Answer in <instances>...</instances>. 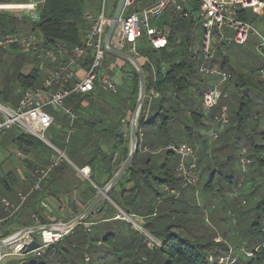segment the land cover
I'll use <instances>...</instances> for the list:
<instances>
[{
  "label": "trees",
  "instance_id": "1",
  "mask_svg": "<svg viewBox=\"0 0 264 264\" xmlns=\"http://www.w3.org/2000/svg\"><path fill=\"white\" fill-rule=\"evenodd\" d=\"M186 8L190 16L187 19L174 16L172 23L174 33L170 34L169 32L167 37L168 45L165 48L159 50L151 48L147 54L140 51L141 56L147 57L148 61L140 65L144 74L145 97L137 120L136 139L139 144L130 166L113 185L108 194V199L127 215H138L141 218L143 217L144 220L146 217H150L152 221L143 222V231H139L133 228L131 223L115 219L114 213L117 212V209L107 203V200H103L93 210V213L104 212L106 218L102 220L103 222L90 223L88 227L85 225L88 223V215L58 241L43 249L40 256L28 254L23 259H12L15 264H86V258H89V264H219L217 263L218 257L225 256L229 250L233 253L232 258L235 257L236 259L235 264H260L264 262V248H259L256 251V248H254L250 251L240 244L237 246V252H235L236 250L232 249L227 244L228 242L221 237L220 240L216 241L217 237L214 240L207 236V229L200 225L198 216L193 212L185 210L182 205L183 200L181 197H183V190L179 179L175 176V168L179 158L177 157L173 166H169L170 158L176 155L168 148L170 145L198 141L202 145V148H204L203 153L205 152V155L208 153L206 140L202 139L201 134V131L206 128V116L200 109V101L203 91L212 83V79L209 80L210 83L208 81L203 84V79L201 78L203 74L198 70L202 60L190 53L188 48L191 45L190 39L185 32L186 21H189V27L198 22L194 18V14L199 10V3L196 1L191 9L187 5ZM38 14L39 18L36 21H31L26 16L18 18L11 14H0V24L2 25L3 22L7 21L10 25L8 29L1 28L0 36L7 33H16L15 30L19 27L18 23L24 22L25 24L19 27V29L25 34L39 35L43 47L60 43L69 50L71 47L83 42L85 30L89 24L85 19L82 0H46L45 4L39 8ZM239 18L245 19L242 14L239 15ZM177 33L182 34L180 36V43L176 40L178 39ZM176 43L179 45H176ZM223 44H216L212 48L214 54L208 65H216L221 70L230 74V78L221 88L223 96L220 98L219 104L226 106L232 104V106H228L227 108L232 114V120L234 119L237 123L235 127L227 128L224 134H227L231 129H235L236 132L233 133V140L230 146L239 150L241 147L246 148V159L249 161V164L253 163L257 169V167L264 165V131L257 128L264 114V107H255L256 105L264 104V80L259 77L261 71H264V66L243 74L235 73L229 65L227 56H224L223 53H216V50L219 51L220 46ZM17 47L14 46L13 48L16 49ZM262 52L264 54V48H262ZM106 56L113 55L107 53ZM135 59L138 60V58ZM90 62L91 59L88 58L83 62L82 66L87 67ZM234 75L233 89L235 93L232 96V103H230L224 94L227 92L228 84L232 81ZM129 76L132 84L127 106L132 114L138 96L139 76L133 67H131ZM16 81L20 89L23 90L39 86L41 80L38 68L32 69L27 75L22 73L17 74ZM94 92L95 90L86 94L89 104L90 102H95L94 94H92ZM0 94L4 98H7L6 89L0 90ZM154 94H156L155 97H153ZM20 97L21 95H19V99ZM69 98V108L78 117V120L73 123L74 125H78L80 132V136L76 135L72 140L71 145L75 149L72 150L79 151L87 157L89 153H86V150L93 148L91 151L93 157L91 156L90 160H88L91 162V165L85 162L90 166L89 180L94 186L87 183V186L79 193L82 200L78 198L82 204L86 203L89 205L96 196L95 186L103 187L106 185L117 172L122 162L126 160L129 148V135L127 133L124 136L121 132V121L115 124L110 122L108 125L106 123V127L96 129L95 126L104 122V119L98 116L99 118L92 122L83 120V113L81 111L85 109L81 107V102L84 99V95L75 94ZM98 110L102 111V109ZM216 110L218 112L219 106L216 107ZM67 118V114L64 113L61 119L62 122H65ZM144 128H146V133L143 132ZM49 129H51V126ZM49 129L47 133L50 132ZM87 129H89L91 134L93 132L94 136L88 137ZM146 134L148 136V145H143L142 139ZM103 135H108L106 139L110 142L108 145L109 152L104 151L102 148L103 145H106L103 143L104 139L101 140ZM68 140L59 149L66 150L69 148L70 141ZM13 142L25 156L35 150L39 143L43 144L38 138L22 132L13 138ZM140 144L145 146L149 152L141 153L139 149ZM53 145L56 146L54 143ZM203 153L202 155L205 156ZM243 154H240V158L241 156L243 157ZM161 156L163 159L158 163L157 159ZM102 164H106V166L103 165V168L99 169ZM214 164L217 166L215 162ZM198 165H200L199 162ZM27 167L32 168L30 163ZM81 167L79 165V168ZM215 170L209 176V180L206 183L207 188L208 183L214 178ZM97 171L100 173H96ZM98 174L103 178L97 181L95 177ZM5 176L0 179V194H3V191L6 194L12 193L13 187L19 181V176L14 168L8 171ZM151 180L157 183L161 189L160 192L158 190L155 192L158 200L169 202V206L167 205L161 210L159 208L153 210L149 206L142 207L144 189L146 185L150 186ZM66 182L68 183L67 180ZM130 182H132L133 186L129 190L126 189V184ZM163 185L179 190L178 197L172 199L163 190ZM38 191L40 190L28 195L17 215L14 214V216L5 220L2 226L0 225V230L3 226L11 224L19 228L32 226V220L30 219L32 214L38 215L39 223L50 224L49 218L46 215L44 216L41 210L42 206L40 202L42 199L37 200L35 198L36 194L40 193ZM163 195L168 197L166 198ZM126 199L129 201L127 202ZM131 204L137 209L145 208V210L141 211L140 214H135L124 208V205ZM180 206L181 208L179 209ZM69 207L67 208L68 211L67 209V212L65 211L66 217H69L67 221L82 212L76 211L73 203ZM256 210V216L249 225L250 244L258 240H264V197L263 200L257 202ZM235 222L237 224V220ZM113 223L122 226V228L120 227L121 229L119 228V231L123 235L126 231L139 234V240L123 236L122 242L119 243L116 239L117 236L109 232L102 238L103 244L108 243L107 248L103 244L100 245L99 240H95L97 243L95 245L97 247V259L96 261L92 260L88 253L93 240L91 237L92 228L97 224L99 226V224L109 225ZM125 226L126 228L123 229ZM151 227H153V230ZM13 232L15 231L8 230L3 232L0 235V239L8 237ZM144 233L155 238L159 242V245L148 246L149 241ZM198 233H202L203 235H198ZM102 246L105 249H101ZM242 248L245 251L252 252L253 257L240 253L239 251ZM209 255L213 256L216 260L210 262L208 260Z\"/></svg>",
  "mask_w": 264,
  "mask_h": 264
},
{
  "label": "rangeland",
  "instance_id": "2",
  "mask_svg": "<svg viewBox=\"0 0 264 264\" xmlns=\"http://www.w3.org/2000/svg\"><path fill=\"white\" fill-rule=\"evenodd\" d=\"M83 1H84L83 2L84 11L86 13L90 15H97L102 11V8H103L105 16L111 18L113 16L118 0H83ZM152 1L153 0H137V2H140V8L147 6ZM136 8H138V6L134 7L133 9H136ZM237 9L241 10L240 8H237ZM128 10L129 9H125L123 12V15H125ZM173 10H174L173 6L169 5L162 14H160L157 18L151 21V25L160 26V27H164V26L168 27L170 29V34H173L174 33L173 24H172L174 21ZM9 12L10 11H7L5 12V14L12 15V13H9ZM241 13L243 17H245L244 20L251 25L252 29L264 36V9L258 10L255 8H249V9L242 10ZM0 14H4V12ZM24 24H25L24 22L18 23L19 27L23 26ZM9 26L10 25L8 24L7 21L3 22L2 25L0 24V31H1V28L2 29L10 28ZM19 27L16 33L19 35L25 34L19 29ZM117 30L118 28L116 27L113 32V35L117 33ZM253 30H251L245 44L237 45V44H234L233 42H230L229 44H223L224 46L221 45L219 48V51L216 50L217 54L223 53L224 56H227L229 60V65L232 67L234 72L237 74H243L245 72H250V70L264 66V57L261 56L256 49L258 40L256 36L254 35ZM185 32L187 33L190 39V44H191L190 46L194 45L197 48L201 49L202 48V32H203L202 24L198 21L193 26L189 27V21H186ZM231 34H232L231 31H229V33H226V35L230 39L232 37ZM177 35H178V39L176 40L177 42L180 43V36L182 34L177 33ZM36 36L39 42V46H41L42 48L41 50H44L45 52L50 51L53 56L57 55L58 58H60L62 55L66 53L65 51H67V49L64 47V45H61L60 43H56L55 45H52L49 47H43L41 43L42 42L41 37L39 35H36ZM216 37L217 36H216L215 30H213L212 38H211L212 48H214V46L216 45ZM177 44L178 43H176V45ZM190 46H188V48H190ZM17 48L19 49L9 50V52H6L5 54V57L7 55L6 59L2 58L0 54V90L3 89V87L5 88L7 87L6 92H8L9 90H14V88L11 89L12 79L15 78L14 76H16L22 71L21 68L26 63L25 61L26 58H31L32 64H35V65L37 63L38 65L42 64L43 62H45L47 58L46 54L44 53L42 54L41 51H38L37 53L36 48L26 49V48H22L19 46ZM136 49L137 51H141L147 54V52L150 51L151 49V47L149 46L148 39L144 37L143 39L138 41L136 43ZM37 55H39V57H37ZM137 58H138L137 62L139 65H142L143 62H145L142 57H137ZM46 61L48 62V60ZM127 62H125L126 66L124 68L123 75H124V82L126 84H130L129 82L130 77L128 73L131 72V67H133V65L130 62L128 63ZM102 63L105 65H108L109 62L103 61ZM259 77L260 79L264 80L262 72ZM201 78L203 79V84L207 83L211 79L213 80L212 77H209L206 75H202ZM234 79H235V75L232 77V81L228 84L227 92L224 94L225 98H227V100L230 103H232V99H233L232 96L235 93L234 92L235 90L233 89ZM255 80L257 79L255 78ZM138 92H139V89H138ZM248 94L250 93L248 92ZM127 95H128V92L125 91L124 89L119 90L118 93H109L107 91L97 89L94 94L95 102L93 103L90 102V105L92 106L93 109H95L96 106H98L99 104H102V102L107 103V104L108 103L112 104V106L114 107L116 111L110 114V116L111 115L116 116L119 118V121H124L126 119L127 113L130 111L126 104L127 99H128ZM155 96L156 94H154L153 97ZM144 97H145V85H144ZM69 99L70 98L68 97L64 101L63 109H60L58 111H53L50 108H45L43 110V113L47 115L49 119L51 120V122L53 123V125H51V129H49L51 133L49 132V134L47 133L45 135L46 139L49 140L51 144L54 143L56 147L60 148L64 143H67L66 139H68V136H69L68 141H70L69 142L70 146L64 151L65 157L61 158L60 162L57 165V166L59 165L60 166L58 168H56L57 166H55L53 169H51V171L47 174V176L43 177L39 181L40 191L38 192L40 193L36 194L35 198L37 200L42 199L40 204L42 206L41 210L43 212V215L44 216L46 215L48 218H51V220H49L50 224L37 223L38 225H60V223L62 224L68 223L67 219L69 217H66L64 210H62L64 207L62 208L61 206L64 204H62V201L60 202V200L61 199H63L64 201L69 200V203H72V202H75L74 198L76 196H78V198L82 200L79 193H81L83 188L87 186V183L94 186V184L89 180L90 173H88L87 176H85L81 174L79 171H77L75 168V166L79 167L80 165V162L77 161V156L84 158L86 162L90 163L91 165V162L88 160H90L91 156L93 157V153L88 154V156L85 157L84 155H82L81 152L73 151L75 149H73L74 147L73 145H71V143H72V140L75 138L76 125L74 126L70 125V121L68 119L69 117L67 118L65 122H62L61 120L62 116L65 113L64 109L67 107H70L69 104H67ZM83 100L85 101L88 100L87 95H84ZM0 103L1 104L4 103L1 98H0ZM220 105L222 104H219V106ZM228 106H232V104L227 105V107ZM255 107L261 108V107H264V104L256 105ZM98 108H101V106H98ZM232 109H235V108H232ZM215 114H217L216 108H214L211 111L210 115H215ZM205 116H206L205 118L206 128L203 129V131H201V134H202V139L206 140V146H207L206 149L208 152L207 153L208 156L205 155V152L203 153L204 148H202V145L198 141H195L194 143L183 142V143H188L189 145L193 147L194 149L193 158L196 160L197 163L198 162L200 163V165L198 166L200 167L201 175H200L199 181L195 185L182 188L183 190L182 192L183 197H181L183 200L182 205L185 210L193 212L198 216L200 225L207 229L206 233L210 239L215 240V237H217L216 241H218L220 240V237H221L223 240H226L228 242L227 244L232 249L236 250L235 252H237L238 250L237 246L240 244L243 245L247 250L251 251L257 246L264 243V240H260V241L258 240L254 242L253 244H250V233H249V225L254 220L256 213H257V210H256L257 202L259 200H263V197H264V165L257 167V169L255 168L253 163L242 165L241 158L246 159L245 157L246 148L241 147V149L239 150L238 148H232V146H230L233 140V133H235L236 131L235 129H231L229 130L227 134H224V132L229 127H232V126L235 127L237 122L234 119L232 120V114L229 109H228V122L229 123L228 125L227 124L225 125L226 127L222 126L221 130L217 132L218 133L217 139H213L210 132H211L212 127H215V125L216 126H219V125L214 123L213 119L210 116H207L206 114ZM131 117L132 115L130 116V121H131ZM128 125L129 126H127L124 129V131H126L128 135L130 136L131 122H129ZM257 128L258 130L264 131V114L262 115V119L260 120V123L258 124ZM216 130H218V128ZM143 132L146 133V128H144ZM19 133H20V129L16 127H12L8 131H6L4 134L0 135V179L2 177H6L5 175L9 171V168L11 167L14 169L17 168L21 170L26 168L28 170L27 168L28 164L29 163L31 164L32 160L35 161V158L37 157L33 152L29 153L26 156V159L23 158L22 156L20 157V155L18 154V151H19L18 146L15 145V143L13 142V137H15ZM61 137L62 139H60ZM220 137H221V142H220ZM142 143L143 145H148L147 134L142 139ZM138 144L139 143H137V147H138ZM143 145L141 144L139 145L140 152L141 153L149 152V150ZM128 146H129L128 148V153H129L130 144H128ZM36 149H37L38 157L45 159V155L48 156L49 154V160H51L50 159L51 156H54L55 160L58 158V154L50 146H48L45 143L43 144L39 143ZM242 152L244 154H243V157L241 156L240 158V154ZM202 153L205 156H203ZM177 157L178 155L177 156L174 155L173 157L170 158L169 166H173V164H175ZM229 158L231 159L226 160ZM162 159H163L162 156L160 158L158 157L157 159L158 163L161 162ZM214 162L217 164V166L214 164ZM103 165L106 166V164H102L101 167H99V169H102ZM213 170H215L214 178L210 183H208V188H207L206 183L209 180V176L211 175ZM96 173H100V172L97 171ZM18 175L19 177H22V174L20 171L18 172ZM100 176L101 175L98 174L95 177L97 181L100 178H103ZM60 179L61 181L59 182ZM66 180L68 181V183L66 182ZM132 186H133L132 182L127 183L126 189L130 190ZM103 187L95 186L96 195L98 194L99 190ZM37 190H39V188ZM157 190L158 192H160L161 189L159 188L157 183L151 180L150 186L146 185V188L144 189V196H143V200L141 203L142 207L149 206L153 210L157 208L161 210L163 207L170 205L169 202L158 200V197L155 194ZM24 192L25 191L17 189L14 192L15 194L13 195V197H16V198L12 197V199H10L12 202L9 201L10 204L16 206V204H18V194L26 195ZM165 193L168 195L167 192ZM169 195L170 197H172V199H174L175 197H178V195H172V194H169ZM163 196H165L166 198L168 197L166 195H163ZM0 197H4V196L0 194ZM27 197L28 196H26L24 202L26 201ZM6 199L9 200V198H6ZM104 200H107V203H109L112 206L115 205L108 199V196ZM126 201L128 202L129 200L126 199ZM81 206L82 207H80L79 212L83 211L86 207H88L86 203L82 204ZM124 208L130 212H134L135 214L136 213L140 214L141 211L145 210V208L137 209L132 204L126 205V206L124 205ZM180 208L181 206L179 207V209ZM117 210H119V212L117 211L116 213H114V217H116V214L122 213V216L125 215L124 219H119V220H124V221L131 223L133 228H136L139 231H143V228H142L143 222L152 221L150 217H146V219L144 220L143 217L141 218L138 215L129 216L124 211H122L120 208ZM19 211L20 210H18L17 213ZM33 216L37 217L38 215L33 214L30 216V219L32 220V225L35 226L36 221H34ZM105 218L106 216H104V212H94L88 216V223H86L85 225L89 227L90 223H95V224L101 223L103 222L102 220H104ZM37 219L39 222L40 220L38 217ZM235 219L237 220V224L235 222L236 221ZM233 220H234V224L236 225L233 224ZM97 225L94 228H92L91 237L93 240L88 249V253L91 259L95 261L97 259V252H96L97 247L95 246L97 243L95 240H99L101 243L100 245H102L103 244L102 238H104L107 235V233L111 232L115 234L117 236L116 239L119 243L122 242L123 236H126L130 239L136 238L138 240L140 238L139 234L130 233L129 231H126L124 235L121 234L119 231V228L120 227L122 228V226H120V224L113 223L109 225H106V224H99V226ZM12 227L15 232H13L8 237L12 236L13 234L21 230L19 229V227H14V225H9V226L6 225L2 227V229L0 230L1 231L0 234L1 233L3 234V232L8 231L9 229L12 230ZM125 228L126 226L123 229ZM151 229L153 230V227H151ZM144 235L145 236L147 235L149 238L152 237L147 233H144ZM198 235H203V234L198 233ZM36 237H39V236L36 235ZM107 244L105 243L103 245H105L106 247L108 246ZM105 247L102 246L101 249H105ZM229 251L227 252L225 256L229 255ZM25 256H23V254L12 255V256L8 255L4 257V259L2 260L0 264H15L14 261H12V259L14 260L23 259ZM260 264H264V262Z\"/></svg>",
  "mask_w": 264,
  "mask_h": 264
},
{
  "label": "built area",
  "instance_id": "3",
  "mask_svg": "<svg viewBox=\"0 0 264 264\" xmlns=\"http://www.w3.org/2000/svg\"><path fill=\"white\" fill-rule=\"evenodd\" d=\"M45 1L0 0V13L10 11L9 13L18 18L26 16L31 21H36L39 18V8L45 4ZM196 1L199 3V10L194 14V18L203 26L202 48L199 49L192 45L189 51L194 57L202 60L199 65V72L213 78L210 86L202 94L200 109L207 116H210L214 123L219 125L212 127L210 132L213 139H217V132L228 123V108L226 105L219 106V101L223 96L221 88L230 78V74L222 71L215 65H208L214 54L211 40L212 32L215 30L217 36L216 44H229L230 42L237 45L245 44L253 29L249 23L240 19L239 15L242 14V10L249 8L262 10L264 8V0H153L143 8L139 7L140 2H137V0H125L116 26L118 28L117 33L115 35L112 34L108 47L130 56L132 55L134 58L141 57L140 51L136 49V43L146 37L151 48L155 50L165 48L168 45L167 37L170 29L165 26H153L151 25V21L162 14L169 5L173 6L175 17L187 19L190 13L186 5L191 9ZM136 6L138 8L133 9ZM125 9L129 10L123 15ZM86 19L90 23L83 42L71 47L66 52L65 59L57 65L53 72L42 78L39 86L24 89L18 105L14 109H9L0 104V114L2 116L0 120V135L12 127H16L22 133L38 138L58 154L56 160L52 156L49 166L40 171V175L36 178V182L30 188V191L26 195L18 194L19 203L17 206L10 204L9 200L4 197L0 198V205L4 211L8 212L9 216L14 215L19 206L24 202L26 196L39 188V181L58 165L61 158L65 157L64 152L54 147L45 137L51 120L43 113V110L45 108H50L53 111L63 109L66 98L74 94H87L96 88L109 93H116L115 82L105 75H99L102 62L107 54L103 49V41L110 25V17L105 16L102 8V11L95 18L86 17ZM229 31L232 33L231 39L226 35ZM253 33L258 40L256 49L263 56L264 36L255 30H253ZM14 46L32 49L39 46V42L37 36L34 34L19 35L17 33H8L0 37V52L8 51ZM45 54L47 56L52 55L50 51L45 52ZM88 58L91 59V62L87 67H83V62ZM78 69H82V71L78 72ZM261 72L264 77V71ZM217 106H219L217 114L210 115L211 111ZM64 112L69 116L71 121L76 118L71 110L65 108ZM217 128L218 130H216ZM168 148L179 157L175 168V176L179 179L181 187L185 188L195 185L200 179L201 170L193 158V147L188 143H181L179 145H170ZM241 163L242 165H246L249 161L241 158ZM80 173L87 176L89 168H81ZM162 188L168 194L178 195L179 193L177 189L168 187L167 185H163ZM124 216H122V213H118L115 219H124ZM33 217L34 221H36L35 226H42L37 224L39 223L37 217ZM53 227L59 228L60 226L54 225ZM68 232L45 229L37 233H26L16 242L0 245V263L8 255L23 254L25 256L33 254L40 256L43 249L58 241ZM35 234L39 237H34ZM146 237L149 241L148 246L159 245V242L155 238H149L147 235ZM32 240H36L40 244V248L28 253L26 252L27 245ZM259 248H264V244L256 247L255 251ZM239 252L244 253L248 257H253L252 252L245 251L243 248ZM232 255V251H229L228 256L218 257L217 263L235 264L236 259H232ZM208 260L214 262L216 259L209 255ZM85 262L89 264V258H86Z\"/></svg>",
  "mask_w": 264,
  "mask_h": 264
},
{
  "label": "crops",
  "instance_id": "4",
  "mask_svg": "<svg viewBox=\"0 0 264 264\" xmlns=\"http://www.w3.org/2000/svg\"><path fill=\"white\" fill-rule=\"evenodd\" d=\"M83 1V0H82ZM84 2V1H83ZM140 7V6H139ZM86 17H91V18H95L96 17V15H90V14H88V13H86L85 12V19H86ZM87 20V23L89 24L90 22H89V20L88 19H86ZM88 28H89V26H88ZM88 28L86 29L87 31H88ZM18 29H16L15 30V32L17 31ZM86 30H85V33H86ZM8 34V33H7ZM4 35H6V34H4ZM35 35V34H34ZM1 36H3V35H1ZM0 36V37H1ZM84 37H85V35H84ZM83 40H84V38H83ZM16 49H19V48H16ZM16 49H14L13 47L11 48V49H9V50H16ZM42 48H41V46H37L36 47V51H37V53H38V51H41V53L43 54H45V51L44 50H41ZM9 50L8 51H5V52H2V53H0L1 54V57L2 58H5L6 59V57H7V55H6V57H5V54H6V52H9ZM68 51V50H67ZM67 51H65V52H67ZM47 56V55H46ZM65 57H66V53L64 54V55H62L60 58H58V56L56 55V56H53V55H49V56H47V58H46V60H48V62L45 60V62H43L42 64H39L38 65V63L35 65V64H32V61H31V58H26L25 59V61H26V63L24 64V66L21 68L22 69V71L20 72V73H22V74H24V75H27L32 69H34V68H38V73H39V75H40V80L42 81V78L43 77H45L47 74H49L50 72H53L55 69H56V67H57V65L61 62V61H63L64 59H65ZM143 59H144V61L146 62V61H148V59H147V57H143V56H141ZM104 61H107V62H109L108 63V65H105V64H103L102 63V69L101 70H99V75H105V76H107V77H109L110 79H112L114 82H115V84H116V93H118V91L119 90H121V89H124L125 91H127L128 92V99H127V105H128V100H129V96H130V91H131V78L129 79V82H130V84H126L125 82H124V75H123V71H124V68H125V62L127 61L126 59H124V58H122V57H120V56H117V55H113V56H105V58H104ZM26 69V70H25ZM23 70H25V71H23ZM79 71H82V69H78V72ZM81 73V72H80ZM128 75H130V72L128 73ZM15 78H13L12 79V85H11V89H13L14 88V90H9L8 92H7V98H4L1 94H0V98L2 99V101L4 102L3 104H1V105H3V106H5V107H7V108H9V109H14V108H16L17 107V105H18V100H20L19 99V95H21L22 94V91H23V89H20V87H19V84H18V82L16 81V76H14ZM130 77V76H129ZM5 87H3V89H4ZM3 89H1V90H3ZM6 89V91H7V87L5 88ZM98 88H96L95 89V91L97 90ZM99 90H102V89H99ZM88 94V93H87ZM92 94H95V92L94 93H92ZM82 95H86V94H82ZM91 96H93V95H91ZM21 98V97H20ZM92 98H94V97H92ZM67 99V98H66ZM65 99V100H66ZM95 99V98H94ZM67 104H68V102H67ZM98 106H101V108H98ZM98 106H96V108H97V110H96V108L95 109H93L92 108V106L89 104V101L88 100H83L82 102H81V107L83 108V109H85L84 111H81L83 114H82V117L84 118L83 120H85V121H90V122H92L93 120H97L99 117L98 116H100L101 118H103L104 119V122H101V123H99V124H97L96 126H95V128L96 129H101V128H103V127H106V123H107V125L108 124H110V122H113L114 124L116 123V122H119V118L118 117H116V116H110V114H112L113 112H115L116 110L114 109V107L112 106V104H107V103H104V102H102V104H99ZM66 109H69L70 110V108L69 107H67ZM98 109H102V111H100V110H98ZM72 111V110H71ZM74 113V112H73ZM133 113V112H132ZM75 114V113H74ZM132 114L130 113V111L127 113V115H126V119L124 120V121H121V127H120V129H121V132L124 134V136H126V134H127V132L126 131H124V129L127 127V126H129L128 124H129V122H131L130 121V116H131ZM68 116V115H67ZM75 116H76V118L73 120V121H71L70 120V118H68L69 119V121H70V125L71 126H74V121H76V120H78V117H77V115L75 114ZM69 117V116H68ZM2 119V116H0V120ZM131 120H132V117H131ZM80 123H81V121H80ZM51 125H53V123L51 122V124L49 125V127H48V129L50 128V126ZM76 128H75V136L76 135H78V136H80L79 135V130H78V125L76 124ZM131 126V125H130ZM48 129H47V131H48ZM8 131V130H7ZM87 131H88V137L89 136H94V134H93V132H92V134H91V132L89 131V129H87ZM20 133H21V131H20ZM19 133V134H20ZM49 134V133H48ZM18 135V134H17ZM16 135V136H17ZM107 136L108 135H103L102 136V138H101V140H103V143L104 144H106V145H103L102 146V148H103V150L104 151H108L109 152V150H108V145L110 144V142L106 139L107 138ZM14 138V137H13ZM66 140H68V139H66ZM129 141H130V136H129ZM53 145V144H52ZM54 146V145H53ZM54 147H56V146H54ZM58 150H60V151H62V152H64L65 151V149L64 150H61V149H59L58 147H56ZM19 151H18V154L20 155V157L22 156L23 158H25L26 159V156L21 152V150L20 149H18ZM93 150V148H91V149H87L86 150V153H89V154H91L92 151ZM31 152H33L37 157V159L35 158V161H33L32 160V162H31V166L33 167L32 169L31 168H29V167H27L28 168V170L25 168V169H23V170H21V169H17L16 168V171H17V174H18V172L20 171L21 172V174H22V177H19V181L15 184V186L13 187V190H12V193H10V194H6L4 191H3V196H4V198H9V201H11L10 199H12V197H13V195L15 194L14 192L17 190V189H19V190H22V191H25L24 193L26 194V193H28L29 191H30V188L35 184V182H36V178L40 175V171H42L43 169H46L48 166H49V164H50V160H49V154H48V156H46L45 155V159H43V158H41V157H38V155H37V149H35V150H33V151H31ZM31 152H29V153H31ZM64 154H65V152H64ZM52 157V156H51ZM51 157H50V159H51ZM48 160V161H47ZM77 161L78 162H80V166H82L81 168H83V167H88L89 169H90V166H88L87 165V163L85 162L86 160L84 159V158H81V157H78L77 156ZM73 163V162H72ZM124 162H122V164H123ZM74 164V163H73ZM121 164V165H122ZM121 165H120V167H121ZM73 166H75V165H73ZM35 167V168H34ZM119 167V168H120ZM75 168H76V170L78 171V169H81V168H79V167H77V166H75ZM12 169V167L11 168H9V171ZM119 170V169H118ZM117 170V171H118ZM19 176V175H18ZM47 176V175H46ZM79 176V175H78ZM80 177V176H79ZM81 178V177H80ZM83 179V178H82ZM102 180H104V179H102ZM109 182V181H108ZM41 183H42V181H41ZM39 190H40V187H39ZM111 190V189H110ZM110 192V191H109ZM1 198V197H0ZM13 198H16V197H13ZM75 202H72L73 204H74V206H75V209H76V211L78 210H80V207H82L81 205H82V203L78 200V196H76L75 198ZM62 201V204H64V205H62L61 207L63 208H61L62 210H64V212L66 211V209L67 208H70L69 206V204H71V203H69V200H67V201H64L63 199H61L60 200V202ZM12 202V201H11ZM18 203H19V200H18ZM23 204V203H22ZM18 204H16V206H17ZM114 205V204H113ZM20 207H22V205H20L19 206V208ZM107 207V206H106ZM112 207H114L115 209H119L116 205H114V206H112ZM111 206H110V208H112ZM18 208V210H20ZM108 208V207H107ZM3 209V207L0 205V225L2 226V224L4 223V221L5 220H7V219H9V218H11L12 216H14V215H12V216H9V214H8V212H6V211H4V209ZM60 209V210H61ZM17 210V211H18ZM17 211L14 213V214H16L17 213ZM67 211H68V209H67ZM66 211V212H67ZM118 212H119V210H117ZM70 213V212H69ZM92 213H93V211H92ZM91 214V213H90ZM89 214V215H90ZM33 215V214H32ZM67 216V215H66ZM77 217V216H76ZM75 218V217H74ZM73 218V219H74ZM73 219H71V220H73ZM49 220H51V218H49ZM71 220H69L68 222H70ZM60 224H62V223H60ZM11 225H14V224H11ZM9 226V225H8ZM33 226V225H32ZM32 226H29V227H32ZM14 227H17V226H15L14 225ZM24 228H28V227H24ZM24 228H19V229H24ZM18 229V230H19ZM10 230V229H9ZM12 230H13V227H12ZM17 230V229H16ZM1 232V231H0ZM2 234V233H1ZM0 234V235H1ZM37 234H35L34 235V237L36 236ZM8 238V237H7ZM6 239V238H5ZM0 240H3V239H0Z\"/></svg>",
  "mask_w": 264,
  "mask_h": 264
},
{
  "label": "water",
  "instance_id": "5",
  "mask_svg": "<svg viewBox=\"0 0 264 264\" xmlns=\"http://www.w3.org/2000/svg\"><path fill=\"white\" fill-rule=\"evenodd\" d=\"M124 1L125 0H118L113 16L110 18V25L106 31L105 37H104V41H103V49L106 53L108 54H112V55H117L120 56L124 59H126L128 62H130L133 67L135 68V70L138 73L139 76V92H138V98L136 101V105L135 108L133 110L132 113V120H131V126H130V150L128 153V156L126 158V160L124 161V163L121 165V167L119 168V170L114 174V176L109 180V182L99 190L98 194L95 196V198L93 199V201L88 205V207H86L77 217H75L73 220H71L70 222L66 223V224H60L59 228L57 227H53L54 225H42V226H33V227H28V228H24L19 230L18 232H16L15 234H13L12 236L0 240V245L3 244H7V243H11V242H16L18 241L22 235L26 234V233H37L41 230H58V231H70L71 229H73L76 225H78L79 223H81V221L86 218L97 206L98 204L104 200L107 196L108 193L110 191V189L113 187V185L118 181V179L123 175V173L127 170V168L130 166L133 156L135 154V151L137 149V141H136V132H137V120H138V116L142 107V102L144 99V74L140 68V65L138 64L137 60L124 53L121 52L119 50H115L112 49L110 47H108V43L111 39V36L117 26V23L119 21V18L121 16L122 10H123V6H124ZM78 171L80 172V170L78 169ZM40 248V244L36 241V240H32L31 243L29 245H27V249L26 252H31L34 251L36 249Z\"/></svg>",
  "mask_w": 264,
  "mask_h": 264
}]
</instances>
